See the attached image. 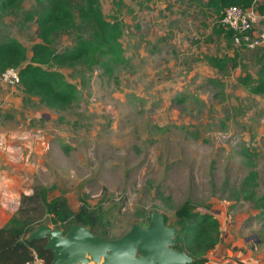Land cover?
<instances>
[{
  "label": "rangeland",
  "instance_id": "rangeland-1",
  "mask_svg": "<svg viewBox=\"0 0 264 264\" xmlns=\"http://www.w3.org/2000/svg\"><path fill=\"white\" fill-rule=\"evenodd\" d=\"M100 1L107 18L124 23L128 64L113 76L98 66L52 67L76 86L69 109L50 110L0 75V172L16 183L20 206L22 195L55 186L50 201L65 200L73 212L101 207L107 226L96 232L117 239L140 213L166 215L170 226L189 202L219 219L226 249L264 251V204L244 192L255 169L257 197L264 196V94L241 84L248 74L259 78L264 59L228 48L206 0H123L120 14L114 0ZM34 5L0 10V39L19 40L29 54L41 43L26 16ZM80 33L58 37L54 47L73 46ZM236 53L238 66L224 73L207 62ZM24 209L53 228L63 222L31 201Z\"/></svg>",
  "mask_w": 264,
  "mask_h": 264
},
{
  "label": "trees",
  "instance_id": "trees-1",
  "mask_svg": "<svg viewBox=\"0 0 264 264\" xmlns=\"http://www.w3.org/2000/svg\"><path fill=\"white\" fill-rule=\"evenodd\" d=\"M22 3L23 0H0V10L21 9ZM34 4L26 16L28 21L36 23L41 43L32 47L31 54L15 38L0 39V75L10 69L18 70L19 86L27 96L39 98L40 103L50 110L65 111L76 100V86L68 82L61 72L50 70L52 67L72 68L84 65L94 69L98 66L113 76L116 68L128 64L122 43L124 23L115 17L107 18L100 0H34ZM255 4L259 13L264 16V3L258 4L257 0H206L205 7L220 23L226 8L238 6L249 9ZM114 6L119 14L126 8L123 0H114ZM75 31L81 33L76 37L73 46L63 51L54 47L58 37ZM215 31L225 39L228 48L233 47L232 31H227L222 26ZM85 32H89V35H84ZM234 50L239 51L236 48ZM260 51L264 50L256 51L259 63L264 59V52ZM237 58L236 53L235 57H207V62L212 68L224 73L229 68L238 66ZM263 71L264 67L258 79L249 74L241 78L242 86L250 94H264ZM244 154L250 157L248 153ZM252 167L254 168L253 164ZM258 177L255 169L251 171L245 180L244 192L247 200L264 204V196L258 198L256 193ZM55 190V186L40 187L33 190L31 195H22L17 215L0 228V264H25L31 259V249L38 251L45 264L52 263V253L45 251L46 241L28 243L29 234L44 222L41 221L42 214H32L31 210L24 209L26 201L48 207L57 216H62L63 222L55 228L65 233L73 225H80L104 238L116 239L110 238L105 231L104 234L96 232L99 225L107 226L105 211L101 207L89 210L82 206L73 212L65 200H49L50 193ZM151 213H140L141 220L137 223L148 226ZM164 216L168 225L169 219ZM169 227L179 229L182 235L179 249L193 258V264H205L208 254L221 243L219 219L212 213L195 211L189 202L175 212V219Z\"/></svg>",
  "mask_w": 264,
  "mask_h": 264
},
{
  "label": "water",
  "instance_id": "water-1",
  "mask_svg": "<svg viewBox=\"0 0 264 264\" xmlns=\"http://www.w3.org/2000/svg\"><path fill=\"white\" fill-rule=\"evenodd\" d=\"M181 239L179 229L169 227L163 214L152 212L148 226L135 223L117 239L80 225L65 233L42 223L29 234L28 243L46 241L51 264H193V258L179 249Z\"/></svg>",
  "mask_w": 264,
  "mask_h": 264
},
{
  "label": "built area",
  "instance_id": "built-area-1",
  "mask_svg": "<svg viewBox=\"0 0 264 264\" xmlns=\"http://www.w3.org/2000/svg\"><path fill=\"white\" fill-rule=\"evenodd\" d=\"M264 16L257 10L256 4L249 9L232 6L225 9L221 26L234 33L233 46L236 49L264 50V28L260 27ZM10 84H19L18 70L10 69L2 75ZM25 264H45L36 249H31V259Z\"/></svg>",
  "mask_w": 264,
  "mask_h": 264
},
{
  "label": "crops",
  "instance_id": "crops-1",
  "mask_svg": "<svg viewBox=\"0 0 264 264\" xmlns=\"http://www.w3.org/2000/svg\"><path fill=\"white\" fill-rule=\"evenodd\" d=\"M9 182L7 173L0 172V228L10 221L20 207L19 189L16 183L12 187ZM220 244L208 254L205 264H264V251L261 248L253 247L248 254L241 251L233 253Z\"/></svg>",
  "mask_w": 264,
  "mask_h": 264
}]
</instances>
